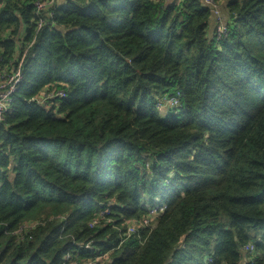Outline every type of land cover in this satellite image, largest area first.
I'll list each match as a JSON object with an SVG mask.
<instances>
[{"label": "trees", "instance_id": "obj_1", "mask_svg": "<svg viewBox=\"0 0 264 264\" xmlns=\"http://www.w3.org/2000/svg\"><path fill=\"white\" fill-rule=\"evenodd\" d=\"M39 1L0 0V264H264V0Z\"/></svg>", "mask_w": 264, "mask_h": 264}, {"label": "built area", "instance_id": "obj_2", "mask_svg": "<svg viewBox=\"0 0 264 264\" xmlns=\"http://www.w3.org/2000/svg\"><path fill=\"white\" fill-rule=\"evenodd\" d=\"M58 1L59 0H42V1L37 2L34 5L35 15H36L35 24L38 30L41 29L45 25L44 17H52V10L57 8L61 0L59 2ZM206 2L208 4H213L217 6L216 3L213 2V0H205V3ZM210 9L212 12L213 21H214V15L217 16L218 24H215L214 28L217 27V36L220 37L221 34H224L226 32L225 26H224L225 24L223 23V21L220 22L218 7L216 8L210 7ZM23 60H24V57L18 60L17 66L14 67V69L12 70L10 74H7L6 71L1 72L2 74H4V82L0 84V125L4 121L7 113L9 112V107H8L9 103L12 101V96L16 92L18 85L20 84L22 80ZM65 98H66V93L63 90L58 89L55 86H50L47 88V90L44 93L41 94V96L38 99L34 101V103L37 106H41L46 109H51L53 107L52 103L54 99H65ZM177 105H178L177 99H172L167 102L164 101V107L167 106V107L173 108ZM147 223H148L147 221L144 222L145 225H147ZM134 232H135L134 227H129L126 231V234L127 236H129L131 233H134ZM87 245L85 246V249H89L87 248ZM243 253H244V256H247L248 254L252 253V248H246L243 251Z\"/></svg>", "mask_w": 264, "mask_h": 264}, {"label": "rangeland", "instance_id": "obj_3", "mask_svg": "<svg viewBox=\"0 0 264 264\" xmlns=\"http://www.w3.org/2000/svg\"><path fill=\"white\" fill-rule=\"evenodd\" d=\"M220 3H224V1L223 2H220V0L218 1V3L216 4L217 6H215V5H213V4H208L207 2H206V4L208 5V6H210V7H218V13H219V17H220V22L223 20L224 21V19L222 18V16H221V13H220V7H221V4ZM222 13L223 14H226L225 16H229L228 15V11H227V9H225V8H223L222 9ZM213 22V24H214V26H215V24H218V21H217V16L216 15H214V21H212ZM214 30L215 29H213V31L212 32H210V34H209V36L211 37L212 35H213V32H214ZM159 107L161 108V110L163 111V109H164V100H163V98H160V101H159ZM165 107H167V106H165ZM147 225H148V223H147ZM146 225V226H147ZM87 248H89V250L92 248L91 247V245H87Z\"/></svg>", "mask_w": 264, "mask_h": 264}, {"label": "crops", "instance_id": "obj_4", "mask_svg": "<svg viewBox=\"0 0 264 264\" xmlns=\"http://www.w3.org/2000/svg\"><path fill=\"white\" fill-rule=\"evenodd\" d=\"M223 8L226 9V2H225V1H224V3H221V7H220V13H221V16H222V18L224 19V23H225V21L228 20V17L225 16L226 14H223V13H222V9H223ZM212 21H213V20H212ZM213 29H214V24H213V22H212V24H211V26H210V29H209V34H210V32L213 31Z\"/></svg>", "mask_w": 264, "mask_h": 264}]
</instances>
